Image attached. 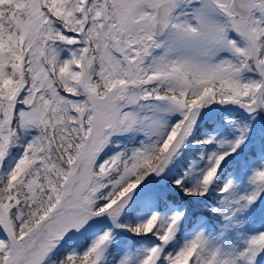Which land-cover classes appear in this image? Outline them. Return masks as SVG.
<instances>
[{
    "label": "snow or ice",
    "instance_id": "1",
    "mask_svg": "<svg viewBox=\"0 0 264 264\" xmlns=\"http://www.w3.org/2000/svg\"><path fill=\"white\" fill-rule=\"evenodd\" d=\"M0 264H264V0H0Z\"/></svg>",
    "mask_w": 264,
    "mask_h": 264
}]
</instances>
